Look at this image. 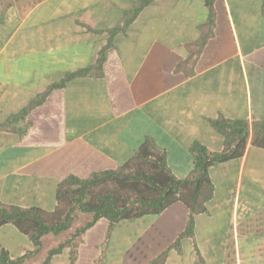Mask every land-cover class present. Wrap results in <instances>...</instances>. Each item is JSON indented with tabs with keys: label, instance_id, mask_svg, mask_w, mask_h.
Returning a JSON list of instances; mask_svg holds the SVG:
<instances>
[{
	"label": "crops",
	"instance_id": "0c3cea01",
	"mask_svg": "<svg viewBox=\"0 0 264 264\" xmlns=\"http://www.w3.org/2000/svg\"><path fill=\"white\" fill-rule=\"evenodd\" d=\"M220 118L248 125L244 155L210 167L212 196L177 246L180 201L100 219L48 264H264V0H0V203L53 210L61 181L146 143L186 178L195 142L224 149ZM64 239L45 237L32 264ZM0 248L18 259L34 245L8 223Z\"/></svg>",
	"mask_w": 264,
	"mask_h": 264
},
{
	"label": "trees",
	"instance_id": "16d2710c",
	"mask_svg": "<svg viewBox=\"0 0 264 264\" xmlns=\"http://www.w3.org/2000/svg\"><path fill=\"white\" fill-rule=\"evenodd\" d=\"M88 70L70 76H82ZM213 124L226 135V145L217 152L195 142L191 147L195 167L186 178H176L166 164L165 154L146 143L117 169L94 172L87 178L70 175L61 181L57 188V206L53 210L0 203V227L8 223L15 225L34 245L33 251L18 259H12L8 250L0 248V264H25L26 258L32 264L46 247L45 237H65L45 251L47 257L42 264H48L51 257L65 247H77L85 232L100 219L113 224L156 215L180 201L190 209V214L186 231L173 244L177 246L181 237L191 234L194 216L205 211V203L212 196L210 167L242 157L245 152L249 128L244 121L220 118ZM230 126L234 130L227 136L226 129ZM252 142L264 147V126L253 133ZM164 258L162 254L152 264H161Z\"/></svg>",
	"mask_w": 264,
	"mask_h": 264
}]
</instances>
